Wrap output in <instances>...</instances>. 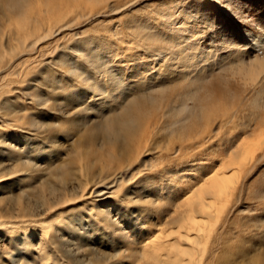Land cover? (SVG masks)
I'll use <instances>...</instances> for the list:
<instances>
[{"label":"bare ground","instance_id":"1","mask_svg":"<svg viewBox=\"0 0 264 264\" xmlns=\"http://www.w3.org/2000/svg\"><path fill=\"white\" fill-rule=\"evenodd\" d=\"M141 3L0 0V264H264L230 245L264 114L190 167L186 151L223 126L213 66L232 52L200 46L204 0ZM236 71L254 83L229 122L264 105V60Z\"/></svg>","mask_w":264,"mask_h":264},{"label":"rangeland","instance_id":"2","mask_svg":"<svg viewBox=\"0 0 264 264\" xmlns=\"http://www.w3.org/2000/svg\"><path fill=\"white\" fill-rule=\"evenodd\" d=\"M141 1L142 0H139L140 3H141ZM151 1L146 0L144 3L139 4L140 9L142 11L148 12V11H150V8L151 9L155 8L156 4H158V5L162 4V5H165V7H167V6L169 7V6H172L174 3L178 2L179 0H169V1L168 0H164V1L163 0H151ZM204 1L206 2L207 7L209 8L210 16H208V17L214 26L210 27V28L204 27L203 30L205 32L202 30V28H201V30L199 29L200 31H198V32H201V33L197 34L198 35L197 40H200V43H201L200 46L202 47V49L204 48L205 53L207 51L215 52L214 56L212 57V59H214V61H215V59H217V57L219 58L217 60H220L221 55L225 53L226 50L224 49L225 47H223L224 45L228 49L227 52L231 51L232 54L230 55L229 59L224 58L223 60H221L220 69H219V67L217 68L216 66H213L214 67L213 72L218 74L217 79L219 82V85H217V87H215L214 89L219 94L223 93L222 94L223 97L226 96V94H227L225 99L222 101V106L220 107L221 110L217 113V116L215 119L216 123L219 120L222 121L223 126H222L221 130H219V131H216V132L211 131L212 135L209 138H205L202 142H200L196 148H194V149L190 148L191 151H190V149H188L189 152H188V150L186 151V154H193V152H194V153H196V156H197V158H195V160L190 158V161H191L190 167L191 166H197V164L198 165L199 164H201V165L205 164L206 165V164H208L207 163L208 158L212 157L213 159H217L220 157L219 155H217V153H219V151L224 148L223 145L226 143L225 138L229 134V128H230L231 123L234 122L236 124V128L233 130L234 134L241 132L242 128H244L245 130H247L249 132V130L250 131L252 130V128L256 122V118H254V116L255 115L262 116L264 114V111H263L264 105L262 108H260L258 110L252 106H249V108L251 107L254 110H256L255 111L256 114H254L251 118H249L247 120H244V119L239 117V119L235 118V121L229 122V118H231V116L233 115L232 109L235 107L240 108V105L245 103L244 101L242 103V101H240V99H239V95L243 94V89L247 87V89H249V91H248L249 95L252 94V87L253 86L250 84L248 85V83L253 84L254 82H250L249 79L246 80V78L244 77L245 71H244V75H243V73L238 74V72L236 71L238 68H241V61L244 60V62H249L251 59L259 58V57H260V59L264 60V55H263L264 54V50H263L264 49V0H224V1L223 0H204ZM149 3H151V5ZM208 4H209V6H208ZM226 4H228V5H226ZM146 6H147V8H146ZM124 11L127 12V11H129V9H126ZM122 18H125V17H122ZM112 23H115V22H112ZM246 26H249V27H246ZM232 28H234V29H232ZM244 31H247L248 33L252 34L253 39L251 41H245L244 40V38H245L243 36V35H245V34H243ZM202 33L203 34L205 33L203 35V37H201ZM201 38L203 41L201 40ZM256 39H258V40H256ZM222 40L224 43H222ZM253 40H254V42H256L255 44H254ZM236 42L238 45L236 44ZM212 43H213V45H211ZM221 43L224 45H222ZM250 44H252L253 46L251 45V47H250ZM221 45H222V49L220 47ZM258 45L260 47H257ZM232 46H234L236 48V50L234 49V47L232 49ZM205 47H206V49H205ZM208 48H210V49H208ZM237 49L239 50L240 53L237 51ZM256 50H257V52L259 51L258 55L255 52ZM252 52H254V53H252ZM234 54H236V55H234ZM246 60H248V61H246ZM230 62H232V63H230ZM231 68L236 69V70H233V71H235V73L232 72V70H230ZM251 81H253V80H251ZM245 84L247 86H245ZM261 100L264 101V97H261ZM222 111H225V112H222ZM239 113L240 112H237L238 116H240ZM241 119L243 120V124H242ZM239 125H240V127H239ZM245 125H247V126H245ZM211 128L216 129L215 125L213 127L211 126ZM256 132H257V130L255 131V133ZM224 134L226 135L225 138H224ZM245 136L247 138H249L251 135H249L247 133ZM219 142H220V145L217 146L219 144ZM184 144H187V143H184ZM262 145L263 146H261V149L255 153L254 159L248 165V167H250L252 169L251 172L246 176V179L241 178V177H240L241 180H240V178L238 179L241 181V183H242V181H244V183L248 184V188L245 190V192H246V194H248L247 197L249 199L247 198L244 201V203L246 205V206L244 205L246 207V210L244 212L243 211H233V212H235L233 214V216L237 215L236 220L237 221L238 220L243 221L242 219H244V223L241 224V222L239 221L240 223L237 222L238 223L237 226L234 225L235 227H232L234 229L231 228L230 234H233L232 236L237 235L238 237L234 236L235 240L234 239L232 241L230 240V242L232 244H230L228 242L231 246H234V247H232L234 250H238V248L240 250L243 249L246 252L248 250L249 256H252V255L256 254L257 252L260 253V252L264 251V143ZM216 156H218V157H216ZM192 176L193 175L190 174V176L188 178H191ZM187 180H189V179H187ZM176 182L181 183L179 180H177ZM177 186H178L177 188L180 189L182 186V183L177 185ZM248 191H249V193H248ZM245 192H244V196H246ZM249 194H250V196H249ZM259 195L261 197H259ZM151 221H152V223H150ZM151 221L148 224L149 228H151V227L153 228L154 224H156V219L154 218V216L152 217ZM220 224L221 223H219L218 226ZM242 225H244V226H242ZM125 232L127 233V231H125ZM224 233L225 232H222L220 236L225 235ZM93 243L95 246H100L101 249H107L106 245L98 244L99 241H95ZM235 245H236V248H235ZM241 245H243V246H241ZM3 247L5 248V246H3ZM0 248H1V244H0ZM253 252H256V253L252 254ZM30 254H31L30 252H26V253L24 252L23 255L18 256V258H19L18 260L19 261L21 260L20 262L28 260L30 258L29 257ZM250 254H252V255H250ZM233 256H235V255H233ZM233 256L231 255L230 258L233 260L235 259V261H237V262L238 261H240V262L244 261V259L242 260V258L240 259V257H238V259H237V258H235L237 256H235V257H233ZM247 259H245V261L243 263L242 262L241 263L247 264V262H248V261H246ZM15 260H16V258H15ZM118 262H120L121 264H124L125 261L123 259H120L119 261L114 262V264H118Z\"/></svg>","mask_w":264,"mask_h":264},{"label":"snow or ice","instance_id":"3","mask_svg":"<svg viewBox=\"0 0 264 264\" xmlns=\"http://www.w3.org/2000/svg\"><path fill=\"white\" fill-rule=\"evenodd\" d=\"M262 92H264V89H262L261 90ZM255 114V110L253 109V108H249L248 109V111H247V113L245 114V116H244V120H247V119H249V118H251L253 115Z\"/></svg>","mask_w":264,"mask_h":264}]
</instances>
